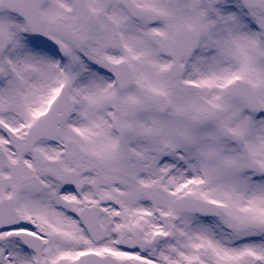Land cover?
Listing matches in <instances>:
<instances>
[{
  "label": "snow or ice",
  "instance_id": "1",
  "mask_svg": "<svg viewBox=\"0 0 264 264\" xmlns=\"http://www.w3.org/2000/svg\"><path fill=\"white\" fill-rule=\"evenodd\" d=\"M0 264H264V0H0Z\"/></svg>",
  "mask_w": 264,
  "mask_h": 264
}]
</instances>
